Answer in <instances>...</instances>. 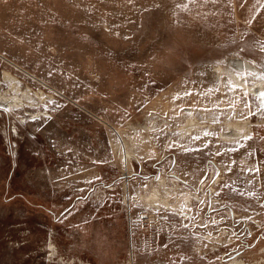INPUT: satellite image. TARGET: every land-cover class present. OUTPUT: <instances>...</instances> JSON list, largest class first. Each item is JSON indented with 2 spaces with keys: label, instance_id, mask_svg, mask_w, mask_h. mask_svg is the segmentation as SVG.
<instances>
[{
  "label": "rangeland",
  "instance_id": "obj_1",
  "mask_svg": "<svg viewBox=\"0 0 264 264\" xmlns=\"http://www.w3.org/2000/svg\"><path fill=\"white\" fill-rule=\"evenodd\" d=\"M230 71L264 79V0H0V264H264Z\"/></svg>",
  "mask_w": 264,
  "mask_h": 264
},
{
  "label": "bare ground",
  "instance_id": "obj_2",
  "mask_svg": "<svg viewBox=\"0 0 264 264\" xmlns=\"http://www.w3.org/2000/svg\"><path fill=\"white\" fill-rule=\"evenodd\" d=\"M237 64H239L240 68L246 69L249 66H251V64H248L242 60H237L236 61ZM250 70V69H249ZM253 70V69H252ZM261 71V70H260ZM251 74V73H250ZM230 75L232 76V78L235 80L236 84H238L239 86L243 87L245 90H247L248 92L252 93L253 95L256 96L258 103L260 104V111L264 110V79H260L257 80L255 83H248L247 80L244 77H240L237 73H235L234 71H230ZM259 76V75H258ZM256 78V77H255ZM259 79V78H258ZM254 80V79H253ZM13 89V88H12ZM11 89V90H12ZM17 89V88H16ZM15 92V91H14ZM27 92V91H26ZM29 92V91H28ZM17 93V92H16ZM15 93V94H16ZM2 94V93H0ZM10 95V94H9ZM1 96V95H0ZM12 95H10L11 97ZM18 96V95H17ZM33 96V95H32ZM16 98V97H14ZM23 98V97H22ZM17 99V98H16ZM19 100V99H18ZM31 100V99H29ZM16 103V102H15ZM11 108V107H10ZM246 122V121H245ZM245 122H241V121H237L235 122L236 127H239L241 124H244ZM231 125V123L229 124ZM233 128V126L231 127ZM237 129V128H236ZM242 129V128H241ZM231 131V130H230ZM236 131V130H235ZM233 132V131H232ZM232 134V133H231ZM236 134V133H235ZM175 206V205H174ZM238 261V260H237ZM233 263V262H232ZM239 263V262H238ZM242 264V263H241Z\"/></svg>",
  "mask_w": 264,
  "mask_h": 264
},
{
  "label": "snow or ice",
  "instance_id": "obj_3",
  "mask_svg": "<svg viewBox=\"0 0 264 264\" xmlns=\"http://www.w3.org/2000/svg\"><path fill=\"white\" fill-rule=\"evenodd\" d=\"M189 95H190V93H189Z\"/></svg>",
  "mask_w": 264,
  "mask_h": 264
}]
</instances>
